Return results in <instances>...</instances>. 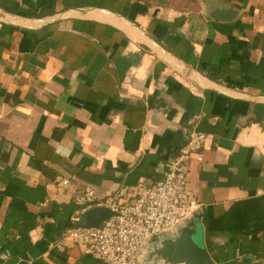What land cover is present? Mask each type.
I'll return each mask as SVG.
<instances>
[{
    "label": "crops",
    "instance_id": "obj_1",
    "mask_svg": "<svg viewBox=\"0 0 264 264\" xmlns=\"http://www.w3.org/2000/svg\"><path fill=\"white\" fill-rule=\"evenodd\" d=\"M191 130L202 243L264 264V0H0V264H101L73 188L151 184Z\"/></svg>",
    "mask_w": 264,
    "mask_h": 264
},
{
    "label": "built area",
    "instance_id": "obj_2",
    "mask_svg": "<svg viewBox=\"0 0 264 264\" xmlns=\"http://www.w3.org/2000/svg\"><path fill=\"white\" fill-rule=\"evenodd\" d=\"M189 90L193 93L196 87L191 84ZM205 140V134L191 130L177 155L165 162L163 176L151 184L138 181L121 185L108 197H99L90 185L74 187L76 206L83 211L104 207L112 215L96 227L75 224L64 238L81 247L84 254L97 257L101 264H137L152 240L171 232L198 208L190 196L188 170L191 160L201 159L199 151ZM57 184L68 185L69 181L61 179Z\"/></svg>",
    "mask_w": 264,
    "mask_h": 264
},
{
    "label": "water",
    "instance_id": "obj_3",
    "mask_svg": "<svg viewBox=\"0 0 264 264\" xmlns=\"http://www.w3.org/2000/svg\"><path fill=\"white\" fill-rule=\"evenodd\" d=\"M208 16L216 20H231L236 11L231 8L214 9ZM111 215L107 208L92 207L81 213L79 223L86 228L96 227ZM137 264H215L201 240L199 209L171 232L152 240Z\"/></svg>",
    "mask_w": 264,
    "mask_h": 264
}]
</instances>
